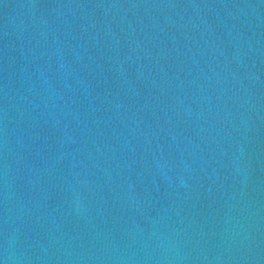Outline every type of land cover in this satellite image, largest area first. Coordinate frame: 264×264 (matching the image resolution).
Masks as SVG:
<instances>
[{
  "label": "water",
  "instance_id": "1",
  "mask_svg": "<svg viewBox=\"0 0 264 264\" xmlns=\"http://www.w3.org/2000/svg\"><path fill=\"white\" fill-rule=\"evenodd\" d=\"M0 264H264V0H0Z\"/></svg>",
  "mask_w": 264,
  "mask_h": 264
}]
</instances>
